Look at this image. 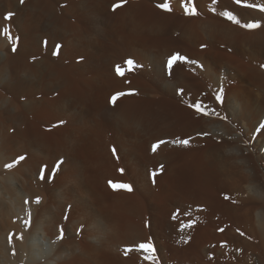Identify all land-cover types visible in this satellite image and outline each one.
<instances>
[{
    "label": "bare ground",
    "instance_id": "bare-ground-1",
    "mask_svg": "<svg viewBox=\"0 0 264 264\" xmlns=\"http://www.w3.org/2000/svg\"><path fill=\"white\" fill-rule=\"evenodd\" d=\"M164 2L0 0V264H264V12Z\"/></svg>",
    "mask_w": 264,
    "mask_h": 264
},
{
    "label": "snow or ice",
    "instance_id": "snow-or-ice-1",
    "mask_svg": "<svg viewBox=\"0 0 264 264\" xmlns=\"http://www.w3.org/2000/svg\"><path fill=\"white\" fill-rule=\"evenodd\" d=\"M216 0H213V3H215ZM20 3L23 4L24 0H20ZM127 3V0H117V3L112 5V10L115 11L116 9L124 6ZM234 3L237 5H241L243 7L246 8H252V9H258L260 12H264V4H256V3H249L248 0H234ZM180 5H181V9L183 10L184 14L186 16H190V17H195L200 15L198 9H197V5L195 4L194 0H180ZM159 7L163 8L164 10L171 12L172 11V7L170 5V3L167 2V0H165L164 3L160 4ZM213 11H215V9H213ZM14 14L9 12L5 15V19L6 20H10L12 18ZM221 15L226 16L227 19L229 21H233L236 24H240V20L237 19L236 15L233 14L232 11H225L222 12ZM244 28L249 29V30H253V29H258L261 27V23L260 21H254V22H249V23H245L242 25ZM0 34L5 35L8 37V39L10 41L13 40V37L11 36V32L9 27H4L3 29H0ZM16 40H18L19 38L16 37ZM47 41H44L45 46H47ZM61 45L60 44H55L52 55L54 56H58L60 54V50H61ZM201 47H206V45H201ZM12 51H16V47L15 44L13 45ZM33 59H35V57H33ZM81 59H83L81 57ZM187 57L181 56L178 53L176 54H172L168 60H167V64H166V68L169 72V75L171 74V71L173 69L174 64H176L177 62H186L187 61ZM124 67H122L121 65H116L115 67V71L116 74L118 76H124L126 71H133L136 68V62L132 59V58H128L127 60L124 61ZM181 92L183 91V89L180 90ZM128 94H134V90H130L128 93L125 92H116L114 94H112V96L110 97V103H112L113 105L117 102L119 97H122L124 95H128ZM216 101L218 102H222L223 101V97L220 94H217L215 97ZM193 107L195 108V110L198 113H201L202 115H209V114H214V115H219L218 113H216L215 109L211 110V113H209V111L207 109L204 108V106L201 103H194ZM61 123H63V121H61ZM197 135L199 136H208L209 133L207 132H200L197 133ZM192 137H188V138H177L175 140H171V141H166V140H158L156 143L152 144L151 149L152 151L155 153L157 151V149L164 144L167 143H173L176 145H180V146H189L191 143ZM116 148L113 147L112 148V152L115 155L116 153ZM26 159V157L24 155H20L17 158H14L12 163H8L5 164L4 167L6 168H13L16 164H18L21 161H24ZM164 166L161 165L159 167V170H153L149 173L150 179L152 180L153 183H155L156 181V177L159 174V172L163 171ZM59 169V163L57 164V168L52 170L53 172ZM48 171L47 166H42L39 170L40 172V179L44 180L45 179V172ZM121 172H123V169H120ZM109 186L116 191H120V190H124V191H128L131 192L133 191V187L131 184L128 183H122V182H113V181H108ZM224 198L226 200L231 199L228 195H225ZM40 202V198L37 197L36 198V203ZM234 202V201H233ZM25 203H27V201H25ZM29 217H30V213H29ZM26 223H30L29 221H26ZM191 226V225H189ZM220 231H223V229H220ZM237 231L240 233V235H244L243 232L240 231V229H237ZM59 239H63V228H60V236ZM137 250H143L145 253H149V254H154V247L152 242L146 241V242H141L139 243L137 246ZM128 251H132V249H128L126 250V255ZM145 259L146 260H150V259H154V255H145Z\"/></svg>",
    "mask_w": 264,
    "mask_h": 264
}]
</instances>
